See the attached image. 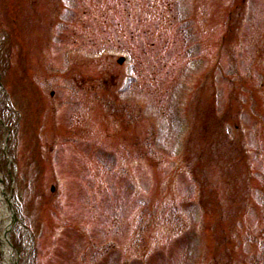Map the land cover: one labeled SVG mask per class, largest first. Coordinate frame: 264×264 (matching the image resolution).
<instances>
[{"label":"rangeland","instance_id":"rangeland-1","mask_svg":"<svg viewBox=\"0 0 264 264\" xmlns=\"http://www.w3.org/2000/svg\"><path fill=\"white\" fill-rule=\"evenodd\" d=\"M0 171L17 264H264V0H0Z\"/></svg>","mask_w":264,"mask_h":264},{"label":"bare ground","instance_id":"bare-ground-1","mask_svg":"<svg viewBox=\"0 0 264 264\" xmlns=\"http://www.w3.org/2000/svg\"><path fill=\"white\" fill-rule=\"evenodd\" d=\"M22 84V83H21ZM2 173L0 171V178ZM10 198L0 183V252L2 264H13L17 255L16 249H13L4 238V231L8 228L10 222Z\"/></svg>","mask_w":264,"mask_h":264},{"label":"water","instance_id":"water-1","mask_svg":"<svg viewBox=\"0 0 264 264\" xmlns=\"http://www.w3.org/2000/svg\"><path fill=\"white\" fill-rule=\"evenodd\" d=\"M118 61L121 62V61H122V58H120ZM51 189H52V188H51Z\"/></svg>","mask_w":264,"mask_h":264}]
</instances>
